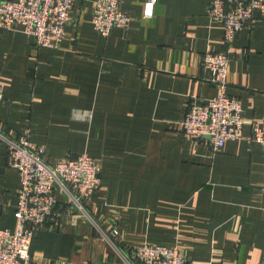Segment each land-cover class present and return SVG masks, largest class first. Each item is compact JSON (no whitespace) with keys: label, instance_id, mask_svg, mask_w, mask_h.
I'll return each instance as SVG.
<instances>
[{"label":"crops","instance_id":"crops-1","mask_svg":"<svg viewBox=\"0 0 264 264\" xmlns=\"http://www.w3.org/2000/svg\"><path fill=\"white\" fill-rule=\"evenodd\" d=\"M93 2L75 0L57 49L20 28L0 31V127L12 137L30 130L50 164L82 154L100 162V187L85 203L123 247L178 246L188 264L263 262L264 150L253 124L264 120V14L226 45L211 0H157L152 16L143 0H121L130 24L104 37ZM208 52L227 54V93L246 122L218 152L181 124L191 104L219 93L206 80ZM20 186L0 141V229L17 227ZM30 253L41 264H124L61 194Z\"/></svg>","mask_w":264,"mask_h":264},{"label":"built area","instance_id":"built-area-1","mask_svg":"<svg viewBox=\"0 0 264 264\" xmlns=\"http://www.w3.org/2000/svg\"><path fill=\"white\" fill-rule=\"evenodd\" d=\"M143 1L145 15L152 16L157 0ZM74 3L75 0H0V31L20 28L35 39L39 48L57 49L65 38ZM261 14L264 0H211L208 10L212 20L222 23L226 45L243 29L251 27ZM130 21L121 9V0L92 3V23L104 37L115 27L129 26ZM228 66L225 52L205 54L203 68L209 74L206 80L219 93L202 104H191L181 123L187 138L198 143L207 141L216 152L227 142L242 138L246 123L241 101L227 93ZM4 100L5 90L0 83V105ZM253 140L264 150V120L253 124ZM0 141L7 147V165L17 170L21 178L15 210L17 227L14 231L0 229V264H41L32 259L30 247L34 230L46 225L53 215L57 194L65 196L72 212L84 217L124 264H188L178 246L146 243L123 247L117 228L106 229L107 225L91 214L85 201L100 187V162L82 154L50 164L45 160V148L32 142L30 130L12 137L1 126Z\"/></svg>","mask_w":264,"mask_h":264},{"label":"water","instance_id":"water-1","mask_svg":"<svg viewBox=\"0 0 264 264\" xmlns=\"http://www.w3.org/2000/svg\"><path fill=\"white\" fill-rule=\"evenodd\" d=\"M208 139V138H207Z\"/></svg>","mask_w":264,"mask_h":264}]
</instances>
